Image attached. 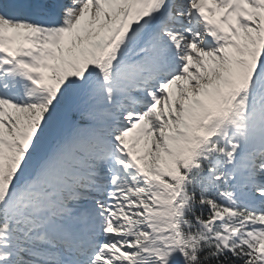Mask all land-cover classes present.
<instances>
[{
  "label": "snow or ice",
  "instance_id": "snow-or-ice-1",
  "mask_svg": "<svg viewBox=\"0 0 264 264\" xmlns=\"http://www.w3.org/2000/svg\"><path fill=\"white\" fill-rule=\"evenodd\" d=\"M0 264H264V0H0Z\"/></svg>",
  "mask_w": 264,
  "mask_h": 264
}]
</instances>
